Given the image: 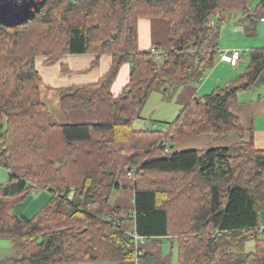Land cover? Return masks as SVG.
<instances>
[{
	"label": "trees",
	"instance_id": "16d2710c",
	"mask_svg": "<svg viewBox=\"0 0 264 264\" xmlns=\"http://www.w3.org/2000/svg\"><path fill=\"white\" fill-rule=\"evenodd\" d=\"M231 11L253 32L264 0L255 7L251 0L0 2V166L8 175L0 183V237L12 243L0 264H162L142 243L163 238L176 243V264H264V148L244 138L251 128L230 110L238 92L264 86V46L247 50L234 83L193 96L164 129L133 126L155 85L196 82L215 65L218 22ZM142 18L166 20L167 45L153 47L158 57L139 47ZM64 54H92L90 66L110 58L96 81L58 89L61 111L87 110L93 122H55L40 99L37 62ZM124 63L127 81L113 93ZM200 135L238 140L176 148ZM124 188L133 190L132 207L111 206V194ZM36 189L50 200L32 217L13 214ZM248 240L251 250L232 249Z\"/></svg>",
	"mask_w": 264,
	"mask_h": 264
},
{
	"label": "rangeland",
	"instance_id": "374dc122",
	"mask_svg": "<svg viewBox=\"0 0 264 264\" xmlns=\"http://www.w3.org/2000/svg\"><path fill=\"white\" fill-rule=\"evenodd\" d=\"M262 0H251V7H255ZM218 13L212 15V20L218 22ZM240 12L231 11L225 14V19L218 22L220 27L219 45L222 49H232L237 47L241 50H249L250 48H259L264 46V19L259 20L253 32H249L243 27L240 22ZM149 38L151 47H156L160 44L163 47L167 45V24L163 18L149 19ZM221 49V50H222ZM246 60V57H244ZM92 62V55H74L64 54L56 58L55 62L48 65H43L37 62L38 71L42 77L40 84V99L43 101L52 115V119L58 123H87L93 122L92 114L84 109L61 111L57 95L58 86L66 83L77 82L83 79H90L92 72L101 71L105 64L104 59H101L100 66L89 67ZM218 62V57L215 64ZM94 67L96 69H94ZM212 68H210L211 70ZM93 70V71H92ZM207 73V72H206ZM98 75V74H97ZM119 79H118V78ZM204 77V75H203ZM95 76L93 79H96ZM117 79V81H116ZM122 79L121 74L115 77L113 85L120 84ZM196 82H191L186 85H176L172 82L165 86L155 85L149 92L146 99L139 108V116L133 121V126L136 129L155 128L164 129L168 122L173 121L179 110L184 106L193 91L192 86L197 87ZM203 96V92L200 91ZM7 171L0 166V183H7ZM109 204L119 205L122 207H132L133 205V190L131 188L120 189L113 192L109 199ZM130 222L126 225L130 227ZM10 240L6 237H0V254L4 257L10 252ZM145 248L153 251L162 264H176L177 252L176 243L171 242L168 238H163L160 241L144 240L142 243ZM254 246L253 240H248L244 243H236L232 245V249L236 252H247ZM90 264H132L130 261H94ZM135 264V262L133 263Z\"/></svg>",
	"mask_w": 264,
	"mask_h": 264
},
{
	"label": "crops",
	"instance_id": "0c3cea01",
	"mask_svg": "<svg viewBox=\"0 0 264 264\" xmlns=\"http://www.w3.org/2000/svg\"><path fill=\"white\" fill-rule=\"evenodd\" d=\"M263 19H261L262 21ZM138 35H139V47L140 49H148L151 47V41L149 38V19L142 18L138 21ZM223 47L219 45L221 51ZM232 49H238L233 47ZM228 49V50H232ZM223 50V49H222ZM247 50V49H246ZM83 55V54H79ZM92 55V54H90ZM246 57V60L244 59ZM94 56L92 55V60ZM101 59H104L105 64L99 73L92 72L91 80L83 79L77 82L66 83L65 85H59L58 88L70 85V84H79V83H89L96 81L107 69L110 63V58L104 56ZM101 61V60H100ZM247 55L243 54L242 58L236 62H226L220 59L218 53V62L215 64L212 69L208 70L205 73L204 77L202 76L198 81H196L197 87L192 86L193 89L190 98L195 95H200V91L203 94H208L213 91L216 87L227 86L234 83L239 76L244 72L247 66ZM90 64V61L88 62ZM101 63L96 66H100ZM89 67H92L89 65ZM94 69H96L94 67ZM130 65L124 63L118 72V76L121 74L122 79L120 84L113 85L111 91L113 93H118L121 87L126 83L128 74H129ZM93 71V70H92ZM98 74V75H97ZM97 76L96 79H93ZM118 78V77H117ZM119 79V78H118ZM117 81V79H116ZM230 110L236 114L243 126L245 128H251L250 130H245L244 138H252V141L256 148H264V86H261L256 89H251L248 91L238 92L235 100L230 105ZM238 140V136H230L224 141H215L212 135H200L197 137H190L180 143L176 148L177 149H190V148H206L208 146L216 145H230L231 143ZM50 200V193L46 189H36L31 192L23 202L14 204L12 206V213L17 216L32 217L35 215L48 201ZM259 234L264 237V210H261L259 213ZM11 243V242H10ZM10 252L6 256L0 254V260L10 256L12 254V243L10 244ZM80 264H90V263H80Z\"/></svg>",
	"mask_w": 264,
	"mask_h": 264
},
{
	"label": "built area",
	"instance_id": "2783aa9c",
	"mask_svg": "<svg viewBox=\"0 0 264 264\" xmlns=\"http://www.w3.org/2000/svg\"><path fill=\"white\" fill-rule=\"evenodd\" d=\"M264 19V18H263ZM149 51L155 55V57H158L160 50L156 48H149ZM247 53V50H241V49H223L220 51V59L226 62H236L239 61L243 54ZM69 197H72V193L69 194ZM135 240H138L140 242L143 241L142 236H138L136 234L133 235Z\"/></svg>",
	"mask_w": 264,
	"mask_h": 264
},
{
	"label": "water",
	"instance_id": "95a60500",
	"mask_svg": "<svg viewBox=\"0 0 264 264\" xmlns=\"http://www.w3.org/2000/svg\"><path fill=\"white\" fill-rule=\"evenodd\" d=\"M2 1H7V0H1L0 2H2Z\"/></svg>",
	"mask_w": 264,
	"mask_h": 264
}]
</instances>
